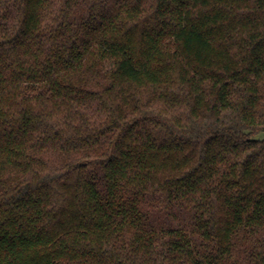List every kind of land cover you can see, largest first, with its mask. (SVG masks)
Returning a JSON list of instances; mask_svg holds the SVG:
<instances>
[{
    "label": "trees",
    "instance_id": "16d2710c",
    "mask_svg": "<svg viewBox=\"0 0 264 264\" xmlns=\"http://www.w3.org/2000/svg\"><path fill=\"white\" fill-rule=\"evenodd\" d=\"M264 0H0V264H264Z\"/></svg>",
    "mask_w": 264,
    "mask_h": 264
},
{
    "label": "rangeland",
    "instance_id": "374dc122",
    "mask_svg": "<svg viewBox=\"0 0 264 264\" xmlns=\"http://www.w3.org/2000/svg\"><path fill=\"white\" fill-rule=\"evenodd\" d=\"M257 138H263L264 137V134H259L256 136Z\"/></svg>",
    "mask_w": 264,
    "mask_h": 264
}]
</instances>
